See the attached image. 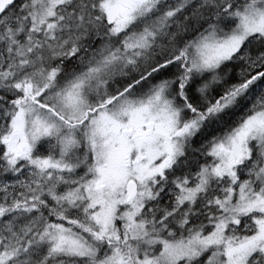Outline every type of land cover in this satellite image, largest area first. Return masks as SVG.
<instances>
[{
  "label": "snow or ice",
  "instance_id": "obj_1",
  "mask_svg": "<svg viewBox=\"0 0 264 264\" xmlns=\"http://www.w3.org/2000/svg\"><path fill=\"white\" fill-rule=\"evenodd\" d=\"M0 264H264V0H0Z\"/></svg>",
  "mask_w": 264,
  "mask_h": 264
}]
</instances>
